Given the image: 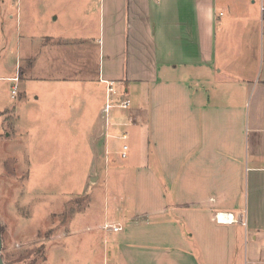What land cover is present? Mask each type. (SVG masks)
Segmentation results:
<instances>
[{"label": "crops", "instance_id": "crops-1", "mask_svg": "<svg viewBox=\"0 0 264 264\" xmlns=\"http://www.w3.org/2000/svg\"><path fill=\"white\" fill-rule=\"evenodd\" d=\"M54 1L59 8L54 10L51 36L23 38L20 59L26 60L28 72L22 76L20 71L18 79L39 82L42 87L29 89L24 84L18 90V128L27 113L23 130L32 133L29 142L38 133L48 135L46 130L34 132V114L42 108L57 129L54 135L65 136L60 141L63 145L76 141L90 155L103 158L99 153L105 145L100 119L105 101L102 81H112L130 107L112 110L109 127L138 143L145 158L152 156L151 144H162L160 152L156 148L157 157L161 153L162 206L154 207L149 200L108 199L105 220L122 225L119 233L104 232L115 262L201 264L196 255H215L204 249L209 240L217 241L215 231L222 230L224 246L216 253L228 257L225 264H242L241 258L234 257L241 254L234 231L238 227L250 237V249L244 253L250 256L249 263L264 264V247L259 245L264 239V129L251 118L252 163L246 168L251 211L245 223L234 198L241 187L238 133L242 123L237 114L241 107L232 99L257 92L264 102V0ZM75 3H82V9L88 6L82 23L69 10L64 14ZM94 5L98 35L93 22L86 19ZM20 63L16 59L17 67ZM5 111L6 107L0 108V114ZM202 128L205 153L191 140ZM115 164L113 171L120 176L139 174L142 167L145 175L150 171V163L148 167L142 166L145 162ZM118 188L126 190L123 183ZM155 213L177 225L183 245L192 240L191 252L197 258L180 246L153 249L154 236L148 227ZM202 223L211 230L203 233ZM124 224L132 228L119 236ZM181 227L188 228L183 236Z\"/></svg>", "mask_w": 264, "mask_h": 264}, {"label": "rangeland", "instance_id": "rangeland-1", "mask_svg": "<svg viewBox=\"0 0 264 264\" xmlns=\"http://www.w3.org/2000/svg\"><path fill=\"white\" fill-rule=\"evenodd\" d=\"M59 1L67 0H57ZM54 2V0H0V77L18 79L20 71L22 76L23 73L25 75L28 72L26 60L20 59L24 51L23 38L38 39L41 34L51 36L54 32L51 25L54 23L52 19L56 15L54 10L59 8V5ZM86 8H88L86 4L84 9H82V3L71 4L64 14H67L69 10V14L79 18L82 23V15L85 14ZM63 16L65 15L61 17ZM86 19L93 22L98 35L97 5L93 6L92 13L89 12ZM57 23H60V19ZM83 23L86 24L84 20ZM74 25L76 28L78 21ZM16 59L22 61L18 67ZM15 83L18 90L23 88L24 84L29 89L39 90L42 87L39 82L31 80H26L24 83L23 79L20 81L18 79L17 82L0 79V108L4 106L7 109L0 114V237L2 242L0 255L3 263L121 264L113 259L110 240L104 237L105 224H119V222L111 223L109 218L105 220L104 215H107L109 207L108 199H119L122 202L149 200L150 205L154 207L162 206L161 153L157 157V149L159 152L162 149L161 142L158 143V147L151 144L152 156L145 158V152L138 143L134 144L130 138L126 141L118 139L116 136H119L120 132L114 127L108 126L106 131L101 114L105 145L101 146L99 152L103 158L98 159L90 155L82 143L73 141L63 145L60 141L62 138L65 139V136L61 133L54 135L53 131L56 134L57 129L53 128L52 118L47 119V112L42 111V108L34 114V120L37 121L34 132L46 130L48 135L34 134L37 138L35 140L32 138L29 142L32 133L29 132L27 135L23 130L24 117L27 118V113L20 118L22 123L19 126L20 129L17 126L15 108L17 95L15 98L11 97V87ZM243 95L232 97L241 107L237 114H240L242 123L239 130L241 133H238L241 151V162L238 166L241 170V187L240 191L236 188L234 198L237 202L236 206L239 204L237 207L240 212L242 211L241 218L246 223L251 211L248 205L246 173L247 166L252 163L249 154L252 136L250 121L251 118L256 123L260 121V129H264V102L257 92ZM205 137L206 134L202 128L198 135L191 138L192 141H197L196 145L200 147L199 151L202 153ZM124 144L129 145L130 150L129 156L123 159L119 152ZM112 160L134 163L138 166L145 162L144 165L142 164L144 167L150 163V171L145 175V168L142 167L139 174L120 176L113 171L112 166L116 162L113 163ZM121 183L124 184L125 191L118 188ZM205 192L202 191L203 197ZM207 198H209L208 194ZM131 226L124 224L123 233L119 236L129 232ZM148 228L150 232H153L152 243L156 251L180 246L192 257L197 256L201 264H225L228 260L227 256L216 253L224 246L221 240L224 232L222 230L215 231L217 241L213 240L211 243L209 240L204 249L208 252L213 251L215 255L203 253L198 254L199 256L195 254V256L191 252L194 251L192 240L185 241L183 245L178 235L177 225L168 224L161 213H155L152 216ZM202 228L203 233L211 230L205 223H202ZM236 228L234 231L240 238V240L237 238V245L241 247V254L234 257L237 260L241 258L242 264H250L248 261L250 256L247 258V255H244L251 245L249 234L245 228ZM184 229L188 228H180L182 236ZM137 230H143V228ZM187 232L191 233L190 230ZM259 245L264 247V239L260 240Z\"/></svg>", "mask_w": 264, "mask_h": 264}, {"label": "built area", "instance_id": "built-area-1", "mask_svg": "<svg viewBox=\"0 0 264 264\" xmlns=\"http://www.w3.org/2000/svg\"><path fill=\"white\" fill-rule=\"evenodd\" d=\"M18 79H10L12 82H17ZM105 84V101L104 107L102 109V119L106 128L111 124V111L114 109L126 111L130 107V101L128 99L122 98L114 87V82L112 81H102ZM18 87L16 83L11 87V97L15 98L17 95ZM120 140H126L127 137L125 134L120 135ZM128 146L123 145L119 152L121 158L127 157ZM103 229L106 232H111L113 234L119 233L122 231V225L119 224H105Z\"/></svg>", "mask_w": 264, "mask_h": 264}, {"label": "water", "instance_id": "water-1", "mask_svg": "<svg viewBox=\"0 0 264 264\" xmlns=\"http://www.w3.org/2000/svg\"><path fill=\"white\" fill-rule=\"evenodd\" d=\"M1 246H2V242H1V237H0V251H1ZM0 264H4L0 255Z\"/></svg>", "mask_w": 264, "mask_h": 264}]
</instances>
